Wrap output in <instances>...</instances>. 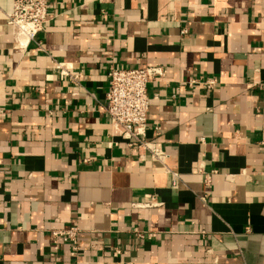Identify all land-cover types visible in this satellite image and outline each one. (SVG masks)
<instances>
[{"label":"crops","instance_id":"obj_1","mask_svg":"<svg viewBox=\"0 0 264 264\" xmlns=\"http://www.w3.org/2000/svg\"><path fill=\"white\" fill-rule=\"evenodd\" d=\"M12 9L0 0V264H264V0H49L41 49L13 38ZM153 64L145 138L163 160L105 110L111 66ZM70 227L76 254L53 234Z\"/></svg>","mask_w":264,"mask_h":264},{"label":"built area","instance_id":"obj_2","mask_svg":"<svg viewBox=\"0 0 264 264\" xmlns=\"http://www.w3.org/2000/svg\"><path fill=\"white\" fill-rule=\"evenodd\" d=\"M51 20L49 0H13V9L7 14V22L16 42L23 46V40L26 39V43L33 42L40 49L43 47L40 34L45 31ZM53 69L75 83L79 80V74H72L56 60ZM108 76L109 89L106 93L105 110L112 132L118 134L129 146L144 147L153 157L163 160L167 156L166 153L154 147L153 142L147 141L145 136L151 104L148 86L152 82L165 79V67L161 64L144 67L111 66ZM194 84L211 88L215 80L211 78ZM53 234L64 241H70L72 253H77L79 249L77 227H70L64 231L55 230ZM114 254L118 255L119 251L115 250Z\"/></svg>","mask_w":264,"mask_h":264},{"label":"bare ground","instance_id":"obj_3","mask_svg":"<svg viewBox=\"0 0 264 264\" xmlns=\"http://www.w3.org/2000/svg\"><path fill=\"white\" fill-rule=\"evenodd\" d=\"M23 43H26V39L23 40ZM24 45V44H23Z\"/></svg>","mask_w":264,"mask_h":264}]
</instances>
